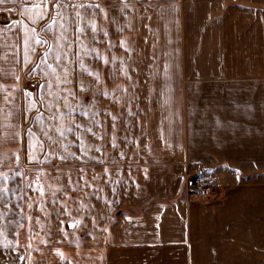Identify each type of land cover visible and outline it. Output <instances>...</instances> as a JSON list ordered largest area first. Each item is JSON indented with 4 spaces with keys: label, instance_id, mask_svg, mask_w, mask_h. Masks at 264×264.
<instances>
[{
    "label": "crops",
    "instance_id": "0c3cea01",
    "mask_svg": "<svg viewBox=\"0 0 264 264\" xmlns=\"http://www.w3.org/2000/svg\"><path fill=\"white\" fill-rule=\"evenodd\" d=\"M63 2L0 6V264H264V0Z\"/></svg>",
    "mask_w": 264,
    "mask_h": 264
},
{
    "label": "built area",
    "instance_id": "2783aa9c",
    "mask_svg": "<svg viewBox=\"0 0 264 264\" xmlns=\"http://www.w3.org/2000/svg\"><path fill=\"white\" fill-rule=\"evenodd\" d=\"M186 189L191 196H202L208 190V182L202 176H192L188 178Z\"/></svg>",
    "mask_w": 264,
    "mask_h": 264
},
{
    "label": "snow or ice",
    "instance_id": "6c2138e0",
    "mask_svg": "<svg viewBox=\"0 0 264 264\" xmlns=\"http://www.w3.org/2000/svg\"><path fill=\"white\" fill-rule=\"evenodd\" d=\"M3 2V0H0V3H2ZM42 3L44 4V7L46 8L47 7V0H42ZM68 5L66 4V3H64L63 2V0H55V3L53 4V7L54 8H57V7H67ZM73 7H76V5H72ZM83 5H81V7H82ZM35 7H37V8H40L41 7V5L40 4H36L35 5ZM95 7H99V5H96ZM40 16H43V12H41L40 14H39ZM77 15H79V13H77ZM55 22V21H54ZM35 30L33 29V32H34ZM33 40H34V42L36 43V44H42V43H46L45 41H42V40H40L39 38H36V37H33L32 38ZM26 43H27V38H26V41H25ZM25 62H28V57H27V54H25ZM105 63H107V61H105ZM89 75H92V73H89ZM76 127L77 128H79L80 127V125L79 124H77L76 125ZM30 131V130H29ZM86 131H90V129H86ZM61 135H62V133H61ZM77 139L79 140L80 139V137H77ZM82 143H83V141H82ZM87 147V146H86ZM62 255V254H61Z\"/></svg>",
    "mask_w": 264,
    "mask_h": 264
},
{
    "label": "rangeland",
    "instance_id": "374dc122",
    "mask_svg": "<svg viewBox=\"0 0 264 264\" xmlns=\"http://www.w3.org/2000/svg\"><path fill=\"white\" fill-rule=\"evenodd\" d=\"M10 1H13V0H3V2L0 4V6L1 7H3V6H5V3H8V2H10ZM16 1V0H15ZM9 6V5H8ZM24 13H25V11H24ZM74 23H75V20L74 19H66V22H65V24H66V26H67V32L69 33L71 30H73V26H74ZM72 34H73V32H72ZM10 243V242H9ZM8 243V244H9ZM2 264H26L25 262V260L23 259V260H19V261H15V260H13V259H2Z\"/></svg>",
    "mask_w": 264,
    "mask_h": 264
},
{
    "label": "water",
    "instance_id": "95a60500",
    "mask_svg": "<svg viewBox=\"0 0 264 264\" xmlns=\"http://www.w3.org/2000/svg\"><path fill=\"white\" fill-rule=\"evenodd\" d=\"M202 175V173H199L197 176H201Z\"/></svg>",
    "mask_w": 264,
    "mask_h": 264
},
{
    "label": "trees",
    "instance_id": "16d2710c",
    "mask_svg": "<svg viewBox=\"0 0 264 264\" xmlns=\"http://www.w3.org/2000/svg\"><path fill=\"white\" fill-rule=\"evenodd\" d=\"M195 176H197V175H195ZM195 176H194V177H195Z\"/></svg>",
    "mask_w": 264,
    "mask_h": 264
}]
</instances>
